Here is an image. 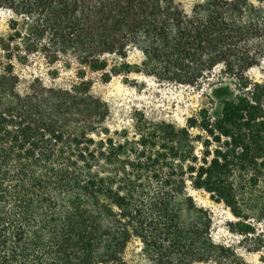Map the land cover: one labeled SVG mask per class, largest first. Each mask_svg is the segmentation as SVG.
<instances>
[{
	"label": "trees",
	"instance_id": "1",
	"mask_svg": "<svg viewBox=\"0 0 264 264\" xmlns=\"http://www.w3.org/2000/svg\"><path fill=\"white\" fill-rule=\"evenodd\" d=\"M186 1L0 0V264H130L134 240L153 264H247L190 190L241 220L264 191V84L250 73L264 0ZM37 56L52 76L77 65V81L24 83L17 68ZM87 71L206 98L184 127L136 122L115 138Z\"/></svg>",
	"mask_w": 264,
	"mask_h": 264
},
{
	"label": "rangeland",
	"instance_id": "2",
	"mask_svg": "<svg viewBox=\"0 0 264 264\" xmlns=\"http://www.w3.org/2000/svg\"><path fill=\"white\" fill-rule=\"evenodd\" d=\"M9 18L7 13L0 11V38L10 33ZM55 69L58 73L52 76V68L42 57L37 56L28 64L17 68V71L24 83L39 78L45 86L66 87L77 81V65L73 64L68 69L56 65ZM250 73L255 80L264 84V64ZM85 79L92 82L91 94L107 104L109 115L106 121L115 138H120L126 131L131 132L136 122L142 124L145 121H165L184 127L187 118L200 110L206 98L204 91L179 87L172 83L161 84L147 76L131 75L128 80L113 78L104 82L101 73L87 71ZM223 93L214 92L218 96ZM218 110L219 106H216L212 112ZM190 195L199 208L211 215V233L216 243L229 248L247 264H264V191H253L252 201L246 200L250 211L245 220L235 218L229 208L212 200L203 190H190ZM248 225L251 228L250 233L244 234L242 231ZM125 258L130 264H153L141 251L138 240L132 241L127 247Z\"/></svg>",
	"mask_w": 264,
	"mask_h": 264
}]
</instances>
